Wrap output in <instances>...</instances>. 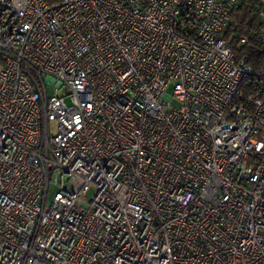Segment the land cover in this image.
I'll return each instance as SVG.
<instances>
[{
  "label": "built area",
  "instance_id": "built-area-1",
  "mask_svg": "<svg viewBox=\"0 0 264 264\" xmlns=\"http://www.w3.org/2000/svg\"><path fill=\"white\" fill-rule=\"evenodd\" d=\"M251 36L264 0H0V264H264Z\"/></svg>",
  "mask_w": 264,
  "mask_h": 264
},
{
  "label": "trees",
  "instance_id": "trees-1",
  "mask_svg": "<svg viewBox=\"0 0 264 264\" xmlns=\"http://www.w3.org/2000/svg\"><path fill=\"white\" fill-rule=\"evenodd\" d=\"M242 12L237 16L242 24L241 30L246 32L249 24L254 20V17L249 14L246 7H242ZM243 25H246L243 26ZM236 51V57H246L248 64L254 69L264 68V41L257 36H251L249 41L240 47H236V41L233 44Z\"/></svg>",
  "mask_w": 264,
  "mask_h": 264
},
{
  "label": "rangeland",
  "instance_id": "rangeland-1",
  "mask_svg": "<svg viewBox=\"0 0 264 264\" xmlns=\"http://www.w3.org/2000/svg\"><path fill=\"white\" fill-rule=\"evenodd\" d=\"M47 85H48V87H47V92L49 93V95L50 94H52L53 93V84L52 83H49V82H47ZM60 93H62V90L60 91ZM66 102L67 103H69V101H68V99H66ZM53 189H50L49 190V195H52V193H53Z\"/></svg>",
  "mask_w": 264,
  "mask_h": 264
}]
</instances>
